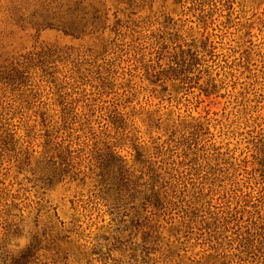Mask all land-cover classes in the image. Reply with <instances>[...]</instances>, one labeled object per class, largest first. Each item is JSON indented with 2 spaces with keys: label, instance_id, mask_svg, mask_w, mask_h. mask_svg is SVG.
<instances>
[{
  "label": "rangeland",
  "instance_id": "1",
  "mask_svg": "<svg viewBox=\"0 0 264 264\" xmlns=\"http://www.w3.org/2000/svg\"><path fill=\"white\" fill-rule=\"evenodd\" d=\"M0 264H264V0H0Z\"/></svg>",
  "mask_w": 264,
  "mask_h": 264
}]
</instances>
